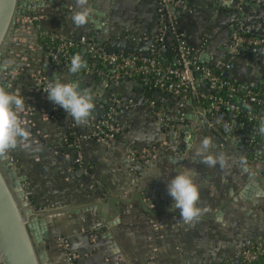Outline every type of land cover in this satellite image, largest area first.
Here are the masks:
<instances>
[{
    "label": "crops",
    "instance_id": "obj_1",
    "mask_svg": "<svg viewBox=\"0 0 264 264\" xmlns=\"http://www.w3.org/2000/svg\"><path fill=\"white\" fill-rule=\"evenodd\" d=\"M94 5L107 15L106 33L94 29ZM87 7L90 23L79 28L71 20L76 0H54L27 11L17 18L1 62L9 69L0 70V81L25 98L19 115L30 132L7 152L18 174L26 177L23 187L30 203L49 214L51 261L221 264L234 259L245 240L264 232V197L254 207L241 195L251 173L264 189L260 122L247 114L210 115L200 96L164 95L144 89L137 80L123 79L106 88L96 73L62 72L57 78L76 82L93 96L92 113L78 125L48 100L39 84L45 57L39 37L41 30L74 41L88 37L108 51L146 55L166 31V54L184 41L198 57L207 56L201 60L209 67L257 87L264 85V46L238 51L230 46L234 30L264 37V0H87ZM196 78L200 92L208 93L201 74ZM104 101H115L116 120L124 130L99 143L91 133L103 117ZM71 128L80 133L73 145L67 142ZM204 138L212 142L206 154L217 160L214 167L196 155ZM184 168L195 170L201 215L184 222L178 209L154 214L156 205L172 206L167 183Z\"/></svg>",
    "mask_w": 264,
    "mask_h": 264
},
{
    "label": "built area",
    "instance_id": "obj_2",
    "mask_svg": "<svg viewBox=\"0 0 264 264\" xmlns=\"http://www.w3.org/2000/svg\"><path fill=\"white\" fill-rule=\"evenodd\" d=\"M163 20L164 18L159 17V21ZM166 35V31H162L155 41H166ZM93 41L94 40L88 37H83L75 41L86 47L87 56L85 57L87 59H94L90 67L83 69L79 74L75 75L81 76L86 73H96L102 80L103 86L106 88L111 87L113 83H117L120 80L136 76L140 77L143 83L152 85L156 91L171 94L173 97L186 99L191 96H200L203 99H208L212 101L210 109L215 112L221 111L224 108L230 111L244 112L238 105L231 104L227 100L221 99L215 95L220 89L226 88L231 92L230 97H234L235 94L240 91V87H233V85L226 81L221 75H217L211 67L202 62L201 55L198 57L184 41H180L177 44L176 51L179 53V58L173 60L168 65L165 63V60L160 59V49L156 48L157 46H155L154 41L151 45L150 52L146 55L130 52L109 53L106 48L99 46L95 42L92 43ZM72 45L73 43L60 44L55 51L50 53V60H45L43 62L42 73L38 79L43 91L47 83L51 82L62 73L59 72V69L64 60L67 61L64 67L66 71H68L70 59L73 56L68 53V49ZM246 46L263 47L264 37L254 35L244 37L239 30H234L231 36V49L238 51V49ZM100 63L110 65L111 69L105 71L99 66ZM174 64H176V66H174ZM195 72L201 74L202 80L209 88L208 93L204 91L200 92V85ZM222 75L224 77L227 76L225 72ZM245 97L251 105L264 104V94L259 95L256 92L247 91ZM113 102L115 103V101ZM118 102L119 101L116 100V103ZM246 114L250 118L257 119L264 129V114L254 115L252 111H247ZM123 130L124 127L116 120L115 112H112L94 123L91 135L94 140L101 143L114 140ZM80 161L81 160L78 159V162ZM262 216V225L264 228V209L262 210ZM225 261H229L232 264H264V232L259 237H252L245 240L237 257L234 259H226ZM221 264H223V262Z\"/></svg>",
    "mask_w": 264,
    "mask_h": 264
},
{
    "label": "water",
    "instance_id": "obj_3",
    "mask_svg": "<svg viewBox=\"0 0 264 264\" xmlns=\"http://www.w3.org/2000/svg\"><path fill=\"white\" fill-rule=\"evenodd\" d=\"M46 2L53 3L54 0H0V70L9 69L1 62L6 57L5 48L11 41L10 35L17 18L44 6ZM97 10V5H94L93 14L97 17L91 19L94 29L97 33H106L107 15ZM165 21L169 24L167 15ZM201 59L207 61V56L201 54ZM8 84L0 81V86L7 88ZM188 131L192 129L188 128ZM25 178L18 174L11 155L8 152L0 153V264H54L47 248L49 214L30 203L23 187ZM241 195L249 198L254 207L259 206L264 189L255 174L247 177ZM220 216L221 213L219 219Z\"/></svg>",
    "mask_w": 264,
    "mask_h": 264
},
{
    "label": "clouds",
    "instance_id": "obj_4",
    "mask_svg": "<svg viewBox=\"0 0 264 264\" xmlns=\"http://www.w3.org/2000/svg\"><path fill=\"white\" fill-rule=\"evenodd\" d=\"M77 8L73 11L71 20L76 27H83L90 23L91 10L87 7V0H76ZM87 68V62L80 54H74L70 59L68 71L79 74ZM48 100L58 105L68 113L78 125L84 124L94 109L93 96L89 91L81 89L76 82H64L54 78L44 88ZM25 107V98L19 91H10L0 86V153L15 149L18 140L26 139L30 132L22 124L19 113ZM211 140L204 138L196 149V155L202 157V163L214 167L217 160L206 154L211 146ZM195 170L184 168L167 183L168 195L173 203L170 210H179L180 219L192 222L201 215L200 186L195 178Z\"/></svg>",
    "mask_w": 264,
    "mask_h": 264
},
{
    "label": "trees",
    "instance_id": "obj_5",
    "mask_svg": "<svg viewBox=\"0 0 264 264\" xmlns=\"http://www.w3.org/2000/svg\"><path fill=\"white\" fill-rule=\"evenodd\" d=\"M244 37H249L248 34L245 33H241ZM96 43V41H93L92 43ZM165 41H154L155 46H157L156 48L160 49V59L161 60H165V63L168 65L170 64V62H172L173 60L179 58V53L177 51H174L171 55L166 54L165 51ZM39 43L42 47V50L45 54L44 57V61L50 60V53L55 51L56 48L62 44V43H73V45L71 47H69L68 49V53L71 55L74 54H80L82 56L83 59L86 60L87 62V68L90 67V64H92V62H94V59H87L85 56H87V52H86V47L80 45L78 42L75 41H70V40H66V39H62L61 37H57L55 36L53 33L51 32H47V31H40V37H39ZM100 46V45H99ZM108 51V50H107ZM109 53H116L115 51H108ZM48 54V55H47ZM67 63L66 60H64V62L61 65V68L59 69V72H64L66 71L64 65ZM99 66L104 69L105 71H108L111 69L110 65H106L104 63H100ZM174 66H176V64H174ZM213 69V68H212ZM213 71L217 74V75H221L226 81H228L231 85H233V87H240V91H238L234 97H230L231 92L226 89H220L219 91L216 92V96L227 100L229 103L231 104H235L238 105L244 112L241 111H230L227 108L222 109L221 111H213L210 109L211 105H212V101H209L208 99H201V105L207 109L208 113L210 115H215V114H219V115H223L226 118H230V115H233V117L235 118H243L246 114L247 111H252L253 113H256L257 115H263L264 114V104H249L248 100L245 97V93L247 91H253L256 92L259 95H263L264 94V85L263 86H257V87H250L245 85L243 82L238 81L236 79L230 78L228 76H223L222 74L224 73L221 69H213ZM198 72H195V75L197 76ZM129 79H133V80H137L142 87H144V89H154L152 87V85L143 83L140 79V77H130ZM164 95H170L171 94H167V93H163ZM102 104V110H103V117L108 116L110 113L112 112H117L119 110V108L117 106L114 105V102L111 101H104L101 103ZM253 106H257L256 109L253 108ZM102 117V118H103ZM261 124V123H260ZM80 137V133L77 131L76 128H71L69 130V132L67 133V142L68 144H77V140ZM171 206L168 207L167 204L163 203L162 205H156V207L154 208V214H162L161 212H166L167 210H170ZM232 264L229 261H223V264Z\"/></svg>",
    "mask_w": 264,
    "mask_h": 264
},
{
    "label": "rangeland",
    "instance_id": "obj_6",
    "mask_svg": "<svg viewBox=\"0 0 264 264\" xmlns=\"http://www.w3.org/2000/svg\"><path fill=\"white\" fill-rule=\"evenodd\" d=\"M69 257H70L69 259H71L72 256H69Z\"/></svg>",
    "mask_w": 264,
    "mask_h": 264
}]
</instances>
